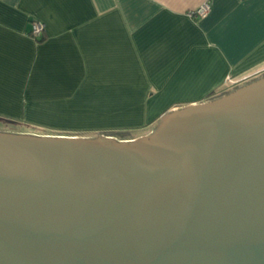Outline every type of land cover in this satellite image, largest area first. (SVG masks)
<instances>
[{"label":"water","instance_id":"95a60500","mask_svg":"<svg viewBox=\"0 0 264 264\" xmlns=\"http://www.w3.org/2000/svg\"><path fill=\"white\" fill-rule=\"evenodd\" d=\"M0 264H264V77L131 141L0 131Z\"/></svg>","mask_w":264,"mask_h":264},{"label":"crops","instance_id":"0c3cea01","mask_svg":"<svg viewBox=\"0 0 264 264\" xmlns=\"http://www.w3.org/2000/svg\"><path fill=\"white\" fill-rule=\"evenodd\" d=\"M260 77L264 0H0L5 132L131 141Z\"/></svg>","mask_w":264,"mask_h":264},{"label":"built area","instance_id":"2783aa9c","mask_svg":"<svg viewBox=\"0 0 264 264\" xmlns=\"http://www.w3.org/2000/svg\"><path fill=\"white\" fill-rule=\"evenodd\" d=\"M209 11L208 4H204L201 7H199L195 12L191 13V15L195 16L196 18H202L205 17L206 14ZM44 32V25L39 22H33L31 26L30 36L36 40L40 37H42ZM229 82H232L231 79L228 80Z\"/></svg>","mask_w":264,"mask_h":264},{"label":"rangeland","instance_id":"374dc122","mask_svg":"<svg viewBox=\"0 0 264 264\" xmlns=\"http://www.w3.org/2000/svg\"><path fill=\"white\" fill-rule=\"evenodd\" d=\"M256 79H259V78H256ZM256 79H252V80H256ZM252 80H251V81H252ZM249 81H250V79H249ZM247 83H249V82H247ZM247 83H245V84H247ZM241 86H242V85H241ZM235 89H236V88L232 89L231 91H233V90H235ZM216 98H217V97H216ZM8 127H9V126H8ZM6 128H7L6 125H2V126L0 125V131L3 130V131L5 132V131H6V130H5ZM95 136H97V135H94V136H91V137H95ZM82 137H85V136H82Z\"/></svg>","mask_w":264,"mask_h":264},{"label":"flooded vegetation","instance_id":"af4514ba","mask_svg":"<svg viewBox=\"0 0 264 264\" xmlns=\"http://www.w3.org/2000/svg\"><path fill=\"white\" fill-rule=\"evenodd\" d=\"M249 79H250V81H249ZM249 79L245 80L243 83H241V85H244V84L247 83V82H251L252 79H256V78H249ZM252 81H254V80H252ZM241 85H240V86H241Z\"/></svg>","mask_w":264,"mask_h":264},{"label":"trees","instance_id":"16d2710c","mask_svg":"<svg viewBox=\"0 0 264 264\" xmlns=\"http://www.w3.org/2000/svg\"><path fill=\"white\" fill-rule=\"evenodd\" d=\"M32 23H33V22H32ZM43 33H44V32H43ZM42 40H43V35H42V37L36 39L37 42H41Z\"/></svg>","mask_w":264,"mask_h":264}]
</instances>
